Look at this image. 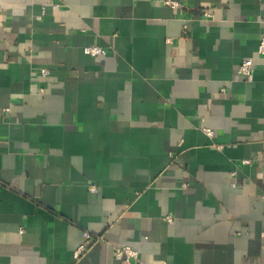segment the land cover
Masks as SVG:
<instances>
[{"label": "crops", "instance_id": "0c3cea01", "mask_svg": "<svg viewBox=\"0 0 264 264\" xmlns=\"http://www.w3.org/2000/svg\"><path fill=\"white\" fill-rule=\"evenodd\" d=\"M51 3L0 0V264H264V0Z\"/></svg>", "mask_w": 264, "mask_h": 264}, {"label": "built area", "instance_id": "2783aa9c", "mask_svg": "<svg viewBox=\"0 0 264 264\" xmlns=\"http://www.w3.org/2000/svg\"><path fill=\"white\" fill-rule=\"evenodd\" d=\"M61 0H52L51 9H59L61 7ZM172 8L180 7L176 3H171ZM44 13V9L42 10ZM202 17L209 18L211 15L207 11L202 12ZM83 53L90 57L103 56L106 54V51L98 46H88L83 49ZM257 53L261 56H264V34L261 36L257 47ZM253 61L252 59L244 60L237 69V75L242 78L245 82L250 83L253 80ZM49 73L46 70H40L39 77L46 78ZM208 136L212 134L206 131ZM243 166L249 165V161H242ZM94 190V188H90ZM167 223H172L173 219L170 216L164 218ZM22 233V231H20ZM82 244L74 252V259H80L100 238L93 237L89 232L83 231L81 234ZM114 258L120 264H133L141 263L139 261L138 253L130 247H113Z\"/></svg>", "mask_w": 264, "mask_h": 264}]
</instances>
